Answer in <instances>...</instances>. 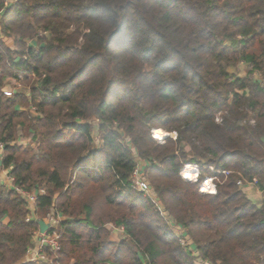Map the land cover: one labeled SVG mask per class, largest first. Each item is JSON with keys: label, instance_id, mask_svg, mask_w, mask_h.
Segmentation results:
<instances>
[{"label": "trees", "instance_id": "16d2710c", "mask_svg": "<svg viewBox=\"0 0 264 264\" xmlns=\"http://www.w3.org/2000/svg\"><path fill=\"white\" fill-rule=\"evenodd\" d=\"M0 34V171L44 189L26 221L0 183V264H50L24 262L49 213L51 264H264V198L237 184L264 189V0H0ZM138 160L154 197L131 186Z\"/></svg>", "mask_w": 264, "mask_h": 264}, {"label": "built area", "instance_id": "2783aa9c", "mask_svg": "<svg viewBox=\"0 0 264 264\" xmlns=\"http://www.w3.org/2000/svg\"><path fill=\"white\" fill-rule=\"evenodd\" d=\"M16 1L17 0H4V3L6 6H10L16 3ZM6 93L10 94L9 91H7ZM153 136L158 140H161V138L156 137V135ZM3 147H4L3 143L0 142V150H2ZM209 170L213 173L215 172L213 167L211 166L209 167ZM221 173L224 175H228L229 171L224 170ZM179 174L184 181L197 182L201 174L200 167L196 163L186 162L181 168ZM216 181H217V176L214 174L204 176L199 184V188H198L199 192L203 194H214L216 192ZM9 182L11 183V188H13L15 191H17L20 194V196L25 200V202L29 207L30 214L25 220L28 221L30 219H36L34 216L33 206H35L36 204L38 195L44 193V189L39 188L32 192H25L20 187L12 185V179H10ZM130 182H131V186L134 189L144 192L146 194L151 193L150 186L141 177V168L138 166V164L131 174ZM256 183L257 180L255 178H253L251 181H243V180L237 181V184L242 187L246 185L255 186ZM60 220L61 219H59L58 215H55L53 213H49L47 215L45 222L49 223V230L44 234H40L39 231L36 232L35 246L27 250L26 258L24 262H37V263H50V264L53 262L51 256H55L60 249L59 239L61 235L57 230L54 229ZM179 241L183 246L186 247L189 244L188 238L186 237L183 230H180ZM44 249H47L51 253V255L46 253ZM201 263L202 262H200V264ZM202 264H208V263L204 262Z\"/></svg>", "mask_w": 264, "mask_h": 264}, {"label": "rangeland", "instance_id": "374dc122", "mask_svg": "<svg viewBox=\"0 0 264 264\" xmlns=\"http://www.w3.org/2000/svg\"><path fill=\"white\" fill-rule=\"evenodd\" d=\"M45 34H47L46 33V31H44V32H42V31H39V35H40V38L42 39V37L43 36H45ZM29 43L31 44V45H33V46H35V47H37L38 45H40L41 43H42V41H40L39 39L37 40V39H32V40H30L29 41ZM8 44L9 45H11V42H9L8 41ZM230 71L231 72H234V73H236V74H238V75H240V76H243L245 73H246V65L244 64V63H239L237 66H235V67H232V68H230ZM16 88H18V89H20V90H24V88H25V84H18V83H16L14 80H11L10 81V83H9V85L7 86V91H9V92H15L16 91ZM217 119L218 120H216L217 122H219L220 121V117L219 116H217ZM250 123L252 124L253 123V120H250ZM154 130H157V131H154ZM153 135H156V137H158V138H161V140H158L157 138H155ZM168 135H170L171 137H175V133L174 132H172V133H168V132H166V131H164V130H162V129H153L152 130V136L155 138V139H157L159 142H162L163 141V139H164V137L165 136H168ZM27 142V139H25V138H21L20 139V141L19 142ZM100 141V138H99V136H97L96 137V142L98 143ZM144 162H141V160H138V166L141 168V177L148 183V179L147 178H145V175H144V170H143V168H144ZM1 172V171H0ZM5 172V171H4ZM6 173V172H5ZM256 179V178H255ZM8 180H10V178L8 177ZM257 180V179H256ZM7 186H11V183L9 182V185L8 184H6ZM148 185H149V183H148ZM150 186V185H149ZM246 186H248V185H246ZM245 187V186H244ZM249 187H253V188H255V190H258V192H259V196H260V199H258L256 202H260L263 198H264V189L263 190H260L259 188H258V184L256 183V185L255 186H252V185H250ZM150 191H151V193H149V195L150 196H153L154 197V194H153V191H152V189H151V186H150ZM243 191V190H242ZM244 192V191H243ZM34 208H35V206H33ZM58 217H59V219H61L62 218V216H59L58 215ZM172 225V224H171ZM114 232H117V230L116 231H114ZM184 232V231H183ZM185 233V232H184ZM113 235H114V233H113ZM186 235V234H185ZM119 236V235H118ZM187 237V236H186ZM188 238V237H187ZM188 241H189V244L187 245V247L189 248V249H191V250H194V245L192 244V242L188 239Z\"/></svg>", "mask_w": 264, "mask_h": 264}, {"label": "crops", "instance_id": "0c3cea01", "mask_svg": "<svg viewBox=\"0 0 264 264\" xmlns=\"http://www.w3.org/2000/svg\"><path fill=\"white\" fill-rule=\"evenodd\" d=\"M1 37V34H0ZM20 141V140H19ZM0 183L8 184L9 185V180L8 176L4 171L0 172ZM244 191L245 195L252 201H257L260 199L259 192L258 190H255L253 187L245 186L242 188Z\"/></svg>", "mask_w": 264, "mask_h": 264}, {"label": "water", "instance_id": "95a60500", "mask_svg": "<svg viewBox=\"0 0 264 264\" xmlns=\"http://www.w3.org/2000/svg\"><path fill=\"white\" fill-rule=\"evenodd\" d=\"M1 164V161H0ZM37 223L39 225V233L44 234L49 230V223L45 222L44 220H37Z\"/></svg>", "mask_w": 264, "mask_h": 264}]
</instances>
